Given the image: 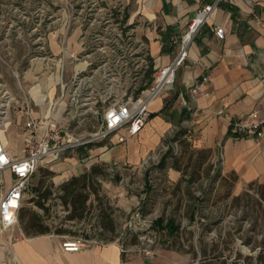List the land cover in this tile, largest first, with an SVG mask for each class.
<instances>
[{
    "label": "rangeland",
    "instance_id": "rangeland-1",
    "mask_svg": "<svg viewBox=\"0 0 264 264\" xmlns=\"http://www.w3.org/2000/svg\"><path fill=\"white\" fill-rule=\"evenodd\" d=\"M132 9L131 3L123 7L119 0H0V116L12 109L5 104L9 96L20 98L21 86L39 76H53L59 57L54 37L76 28L86 30L85 51L96 48L106 64V104L136 95L147 80L152 57L144 35L149 22L142 18L141 47L132 63L127 13ZM6 120L0 117L2 142L8 133ZM67 130L77 139L91 133L85 128ZM25 131L22 123L18 125L19 135ZM161 141L164 148L154 149L148 155L153 158L135 165L86 157L83 145L56 159L46 157L29 178L21 207L44 213L49 232L63 236L115 240L143 254L146 249L154 254L158 249L183 251L189 254L188 264H264V199L259 194L263 189L247 185L235 194L233 175L222 173L219 159L187 141L179 127ZM92 166L97 170L89 182L97 193L87 187L83 216L69 218L59 186ZM171 169L179 171L177 180L171 178ZM40 181L53 191L45 201L46 213L34 201L38 192L33 188ZM7 183L4 178L3 187ZM169 219L177 226L172 233L164 226ZM58 228L63 231L58 233Z\"/></svg>",
    "mask_w": 264,
    "mask_h": 264
},
{
    "label": "crops",
    "instance_id": "crops-1",
    "mask_svg": "<svg viewBox=\"0 0 264 264\" xmlns=\"http://www.w3.org/2000/svg\"><path fill=\"white\" fill-rule=\"evenodd\" d=\"M211 0H119L132 4L128 11L130 44L136 63V49L140 50L142 28L139 20H148L144 31L153 68L168 64L177 54L182 33L187 23L204 4ZM137 23V24H136ZM216 25L224 28L223 38L215 35ZM86 30L76 28L62 37L55 35L54 52L59 57L55 73L46 78L21 86L20 98L9 96L0 117L7 119L8 132L2 142L10 154L20 156L28 132L19 135L25 117L18 107H29L34 118L51 121L73 130L85 128L92 132L100 126L102 108L108 95L106 64L94 48L85 51ZM93 36L97 34H92ZM96 38V37H95ZM94 38V39H95ZM59 68V71H58ZM206 70L211 81L197 84ZM183 98L184 106L179 102ZM151 116L143 128L126 141L83 145L86 157L123 164H139L149 159L154 149L164 148L161 141L176 127L184 133L190 129L191 142L198 149H209L219 159L222 173L235 175L234 192L247 185L264 187V135L261 138L232 136L228 131L230 117L257 111L264 129V0L221 1L193 36L187 47V56L178 67L175 83L152 100ZM223 115H217V110ZM22 117V118H21ZM82 127V128H81ZM44 125L37 135H41ZM190 142V141H189ZM80 159V157H78ZM78 158H74L78 159ZM153 158V157H150ZM81 160V159H80ZM93 163V161H91ZM7 178V189L12 181L11 172L0 173ZM180 173L171 169V178ZM14 236L15 240L10 241ZM63 235L41 233L25 235L19 222L0 234V264H188L189 254L183 251L158 249L152 258L139 250L122 246L115 240L90 238L77 251H64Z\"/></svg>",
    "mask_w": 264,
    "mask_h": 264
},
{
    "label": "built area",
    "instance_id": "built-area-1",
    "mask_svg": "<svg viewBox=\"0 0 264 264\" xmlns=\"http://www.w3.org/2000/svg\"><path fill=\"white\" fill-rule=\"evenodd\" d=\"M221 1L227 0H211L198 9L195 16L189 20L186 31L181 35L179 49L175 57L168 64L154 68L151 81L136 95L124 96L105 104L100 126L86 138H74L62 125L49 118L36 119L32 117L29 107L26 105L18 110V114L25 117L24 126L29 134L25 139L20 156L10 154L0 141V173L8 169L12 174V181L7 189L3 188L4 179L0 177V234L18 223V212L22 206L28 180L46 157L56 159L59 154L69 148L93 142H103L104 148H106L108 143L124 142L143 128L151 116L150 103L164 91L172 88L177 69L187 56L189 42ZM214 32L218 38H223L224 28L222 26L216 25ZM119 35L121 34L118 33ZM210 81L211 72L206 70L200 81L192 86L191 92H197L202 83ZM179 102L187 106V102L183 98H179ZM223 113L222 109L216 111L217 115H223ZM43 125L42 134L37 135ZM228 131L232 136L261 138L264 135L263 124L258 118L257 111L230 117ZM184 138L187 141L193 139L190 129L185 131ZM9 239L12 241L15 240V237L12 236ZM89 239V237L81 235H65L61 241V247L64 251H77L86 246ZM122 250H124L123 246ZM144 255L152 258L154 252L146 249Z\"/></svg>",
    "mask_w": 264,
    "mask_h": 264
},
{
    "label": "trees",
    "instance_id": "trees-1",
    "mask_svg": "<svg viewBox=\"0 0 264 264\" xmlns=\"http://www.w3.org/2000/svg\"><path fill=\"white\" fill-rule=\"evenodd\" d=\"M154 71L153 62H151L148 70L146 81L139 86L138 92L140 89L144 88L152 79V73ZM208 151H210L208 149ZM97 170L96 166H92L89 172H85L78 176H72L66 182L62 183L59 186L60 195L59 197L62 199V203L65 206L69 207V218H81L86 210V201L89 197V192L87 187H91V190L96 194L97 191L92 186V183L89 181L93 179ZM236 177L233 175V180ZM92 181V180H91ZM38 195L36 196L35 204L43 209V212H48L49 208L46 206L45 201L46 199L50 198L53 191L51 190L50 186H43L42 181H40L34 188ZM260 197L264 199V187L262 188ZM44 213L40 214L39 212L32 210L27 211L24 208H20L18 212V222L24 232L25 235H36L41 233H47L50 231V226L45 222ZM157 222H162V219H159ZM169 232H174L177 229V226L173 224L171 219L167 220L166 224L164 225ZM113 228V227H112ZM63 229L58 228L57 232L61 233Z\"/></svg>",
    "mask_w": 264,
    "mask_h": 264
}]
</instances>
